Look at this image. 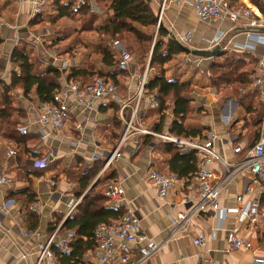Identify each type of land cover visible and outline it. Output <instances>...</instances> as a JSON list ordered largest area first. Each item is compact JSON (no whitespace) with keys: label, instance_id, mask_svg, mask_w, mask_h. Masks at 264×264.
Listing matches in <instances>:
<instances>
[{"label":"crops","instance_id":"1","mask_svg":"<svg viewBox=\"0 0 264 264\" xmlns=\"http://www.w3.org/2000/svg\"><path fill=\"white\" fill-rule=\"evenodd\" d=\"M9 1L13 4L14 13L6 11L0 18V38L3 40L0 46V85L10 84L12 73L16 69L11 63V56L17 45L24 41L36 47L38 54L45 62V67L51 65L65 72L63 88L66 87L69 72L82 66L83 52L86 48L83 46L76 49L72 55H61L57 50L58 46L50 47L61 36L48 26L32 23L38 15L34 12V1L36 0H23L22 4L18 0ZM45 1L47 2H45V7L51 4L50 0ZM229 1L233 6L251 9L255 15L264 14L252 0ZM258 1L264 8V0ZM150 3L158 18H162L165 27L175 35L179 42L183 43L184 37L190 33L192 39L189 46L198 50H207L217 45V37L221 36L220 44L224 43L223 55L232 53L246 55V68L254 67L253 74L264 64L263 44H254L253 49L241 51L248 42L249 35L264 37V31L246 32L245 29H249L247 25L242 23L233 25L230 21L202 22L198 19L190 2L177 5L173 0H150ZM96 7L93 4V10L96 11ZM100 16V21L95 24L93 31L81 33V37L88 40L91 45H97L100 42L98 29L105 15L101 12ZM78 24L79 27H76L69 36L71 39H76L78 30L81 29V23L78 22ZM69 41H63L61 44L64 45ZM112 45L118 53L121 49H125L119 41H114ZM174 59L169 62V65L167 64V78L180 83L189 82L194 87L190 117L199 120L200 124L208 129V135L210 133L216 135L218 141L214 146L215 150L226 163L235 165L241 161L238 160L239 156L235 148H243L244 140H240L248 135V128L245 126L247 119L253 115V112L264 109V87L258 90L247 88L242 91L240 89L238 93L233 92V87L230 85L215 88L209 84V69L213 63L211 59H199L189 64L183 58L184 62L180 63L186 68L194 69L190 73L183 70L186 68L181 69L179 62L175 64ZM101 67L102 64L99 62L97 68L101 69ZM128 74L124 78L127 97L123 98L120 95V102H116L120 107L118 112L110 108V101H99L91 110H85L75 103L72 96H69L67 102L72 111V117L60 130H54L50 126L43 127L36 123L41 107L36 96L31 95L25 98L21 89L13 91L15 98L13 107L26 113V119L20 121L19 126L29 123V136L35 140V143L30 142L28 146L41 153L46 162L61 161L67 166L74 163L76 159H82L85 166L90 167L94 164L93 157L100 158L102 154L112 155L118 149L126 131L121 114L129 119L136 105L135 99L140 83L144 77L147 81L149 79V66L145 68L144 73H140V68L138 66L136 68L132 59L129 63ZM247 95L248 104L242 106V100ZM140 108V124L152 131V125L158 123L160 117L154 116L151 124L146 125L142 117L150 107L145 99ZM167 115L166 125L168 127L174 118L171 110L167 112ZM115 118L120 121L121 130L115 129ZM261 125L257 126L258 131ZM40 131L47 136L45 141L40 137ZM115 132L117 137L114 135ZM162 134L168 133L166 131ZM138 135L131 136L123 144L114 162L104 174L116 172L117 179L114 183H119L125 191L124 207L134 211L141 223L143 235L148 240L161 244L159 252L147 264H196L200 251L208 253L215 264H254L253 258L264 260V223L257 226L241 225L239 228V236L252 243L253 251L245 249L230 253L227 251L229 233L236 228V214L233 212L238 208L236 198L245 191L249 178L248 172H241L233 183L222 190L220 207L224 214L223 219L220 218V214L213 212L205 213L197 219L202 226L205 221L210 225L209 230H204L206 246L197 247L194 245V235L191 237L172 235L173 218L178 211L184 209L181 205L183 197H188L194 203L198 201L196 179H180L167 200L159 199L157 189L149 181L148 175L153 168L167 174V167L161 161L153 145L144 146L139 140L136 145L135 138H138ZM4 141L5 149L0 143L1 165L9 164V174L13 178V184L0 187V264H39L41 246L46 245L57 228L63 225L67 219L69 205L77 200L75 184H70L58 169L48 171L42 178L33 180V188L38 198L36 214L40 217L37 228L39 237L26 236V233L32 231L30 228L32 222L28 217L25 199L23 197L13 198L9 195L28 188L30 181L19 175L16 160H8L6 157L7 148H16L15 144ZM24 158L27 159L30 167H34V161H40V159L28 156ZM100 160L103 159L100 158ZM210 168L217 175L223 173V168L218 163H213ZM259 197H261L260 188L255 185L253 193L245 196V201ZM262 205L264 206V198ZM4 206H6L5 210ZM108 207L110 208L109 205ZM60 215L63 219L54 230ZM61 237L62 234H59L56 239ZM85 263L122 264L118 255H115L110 262L103 263L97 250L87 256ZM41 264H52V262L50 258L45 257Z\"/></svg>","mask_w":264,"mask_h":264},{"label":"trees","instance_id":"2","mask_svg":"<svg viewBox=\"0 0 264 264\" xmlns=\"http://www.w3.org/2000/svg\"><path fill=\"white\" fill-rule=\"evenodd\" d=\"M93 1L106 5L105 18L98 29L99 44L91 45L88 40L81 37L82 32L93 31L95 24L99 22V18L91 13L90 6L82 4L83 6L81 5L78 8L77 13L80 15L81 10L85 9V11L82 12L81 17L79 16V19L81 18V29L78 30L76 39L69 37L75 29L73 28L66 35L58 33L61 37L50 45V47L58 46L57 50L61 55H72L74 50L83 46L86 48L83 53L82 66L79 69L70 71L67 81L87 87L92 85L98 78L105 81L109 80L116 86L119 97L121 95L126 98L127 90L124 78L129 75V68L127 71L119 69L122 60L121 54L114 49L112 43L114 41L124 42L123 40H126V37H132L135 39L137 47L129 55L131 60L137 61L135 65L140 68V73H144L146 60L150 62V76L144 87V95L158 94L159 106L147 109L144 117H142L143 122L149 125L153 117L158 115L160 120L152 125L153 132L162 134L167 131L169 135L178 138L195 141L206 140L208 129L202 126L199 120L190 117L193 102L190 91L191 84L189 82L170 81L167 78L166 65L172 58L184 52L169 37V31L163 21L158 27L159 18L151 6L150 0ZM252 1L264 12V8L258 0ZM45 8L42 13L35 17L32 23L33 25H48L53 30L59 23L58 20L70 19L74 16L76 3L74 0H55L52 5L50 4ZM6 11L14 13L13 4L9 0H0V18L4 16ZM88 13L89 18L86 15ZM157 27V39L153 43V32ZM151 29L152 33H148L147 30ZM69 39L71 40L69 41ZM63 41L69 42L62 45ZM2 44L3 40L0 38V46ZM145 46L148 47L145 49ZM99 62L102 64L101 69L97 68ZM212 62L209 69V84L213 87L221 88L230 85L233 87V92L236 93L240 89L244 91L250 87L254 67L246 68V55L237 53L222 55L212 59ZM11 63L16 67L12 73L11 82L9 85H0V140L4 139L15 144L16 151L18 150L15 158L18 173L22 178L25 177L30 181V186L21 191L10 193L9 197H23L25 199L28 217L32 222L31 232L37 231L40 217L30 211L32 205L38 203L37 193L33 188V180L42 178L48 171L60 170L70 184L74 183L76 185L75 196L77 200L81 199V201L73 213L64 221L58 233V235L62 234V237L59 238L62 239L68 232L75 231V239L69 245L70 251H62L56 246V243L52 244L51 251L60 264H86L87 256L97 250V239L95 237L97 228L102 224H114L121 218L122 213L109 208L108 199L101 194V189L114 182L117 179V174L116 172L103 174L94 183L105 164L103 160L95 162L90 167H86L82 159H76L70 166L61 161L47 162L44 168H35L28 165L25 156L41 160L43 155L28 146L30 142L35 143V140L29 134L23 135L18 132V126L21 125L20 121L26 119V113L13 107L15 99L13 91L21 89L25 98L31 95L36 96L41 106L53 105L55 95L63 88L65 72L51 65L45 67V62L38 54L36 47L24 41L20 42L14 49ZM247 98L248 95L243 98L242 106L248 104ZM110 103V108L118 112L120 107L117 103L114 101H110ZM170 110L174 119L167 127V112ZM114 120L115 129H120V121L116 118ZM263 121L264 109L253 112V115L247 119L245 126L248 128V135L240 141H246L248 146L243 147V151L238 154V160H242L247 151L258 141L260 133L257 126L261 125ZM114 135L117 137L116 132ZM137 140L141 141L144 146H154L161 157V161L167 167V174L177 175L179 179L184 180H192L196 177L199 169L197 151L181 150L175 144L164 142L151 135H141ZM62 219L63 216L60 215L55 224L56 226L53 228L54 230Z\"/></svg>","mask_w":264,"mask_h":264},{"label":"built area","instance_id":"3","mask_svg":"<svg viewBox=\"0 0 264 264\" xmlns=\"http://www.w3.org/2000/svg\"><path fill=\"white\" fill-rule=\"evenodd\" d=\"M20 4L23 0H18ZM45 0L34 1V12L39 14ZM177 5H182L190 2L195 10L198 19L205 23L213 21H230L233 25L245 24L249 28H264V14L255 15L254 12L245 7L233 6L229 0H173ZM78 9L75 8V12ZM162 18H159L158 27L161 24ZM192 35L189 33L183 39L185 46L190 45ZM222 37H217L218 44ZM216 42V43H217ZM263 44L264 37L258 35H249L248 42L242 47L241 51H246L254 48V44ZM118 45V43H116ZM121 62L119 69L127 71L131 56L125 49H121ZM196 58L190 57L186 59L189 64L196 62ZM147 83L144 77L140 83V88L136 95V105L129 117L126 119L121 114V120L125 123L126 131L122 137L118 149L112 155L102 154L101 159L105 164L98 174L100 178L112 165L119 150L123 144L135 135H151L164 142L175 144L181 150H195L199 157V169L196 174L198 201L192 202L188 197H183L181 205L184 207L176 213L173 218V236H193L194 245L197 247H205L206 239L204 230H209L210 225L205 221L204 226L199 224L197 219L205 213L220 214L223 219L224 214L220 207L221 192L228 185L233 183L241 172H248L249 178L245 191L242 195L236 198L238 208L233 212L236 214V228L229 233L227 251L234 252L240 249L253 251L251 242L246 241L239 236V228L241 225L257 226L264 223V206L262 199L264 198V122L259 129V139L255 145L250 148L245 157L236 163L230 165L226 163L220 154L215 150L214 146L218 138L214 133H210L204 141H195L192 139L178 138L169 134H157L153 131L145 129L140 124L139 108L142 101L147 102L151 108L159 106L158 94L144 95V87ZM264 87V64L259 67L256 73L251 76L250 90H258ZM72 96L75 103L85 110H91L99 101H114L120 102V97L117 93L116 86L111 81H105L101 78L95 80L90 86H82L75 82H67L66 87L62 88L54 97L53 105L41 106L37 114L36 123L40 126H50L54 130H60L71 120L72 111L69 107L67 99ZM125 107V106H124ZM30 124H25L18 127V132L25 135L29 134ZM40 137L45 141L46 135L40 131ZM136 145L138 144L135 138ZM245 147L248 146L246 141L243 142ZM243 151L242 147L235 148V152L240 154ZM15 149L7 148V159H15L17 156ZM98 156L92 158V162L100 160ZM45 158L40 161H34L35 168H44L46 165ZM213 163H218L223 168V173L217 175L210 168ZM149 181L157 189L159 199L165 201L168 199L172 189L180 182L177 175L164 174L156 168L150 170L148 175ZM13 178L9 174V164L4 163L0 166V187L11 186ZM260 188L261 197L253 200L245 201V196H250L254 191V186ZM54 186V184H52ZM76 187V185H75ZM101 194L108 199V205L116 212H120L121 218L114 224H102L95 233L97 239V251L101 255V261L108 263L111 259L118 255L122 264H147L150 259L156 255L161 249V244L148 240L143 235L141 223L133 210L124 207L125 191L119 183H110L101 189ZM81 199L76 200L68 207L67 217L73 213ZM4 210L6 206H4ZM30 210L34 213L38 211V204L32 205ZM59 226L46 245L41 246V254L39 264L43 262L45 257L50 258L52 264H60L55 254L51 251V246L56 243V246L62 251H70L69 245L75 239V231L68 232L62 239H56L60 228ZM198 232V233H197ZM26 236L35 235L39 237L37 231L29 232ZM136 249V251H134ZM254 264H264V260L253 258ZM196 264H215L208 253L200 251Z\"/></svg>","mask_w":264,"mask_h":264},{"label":"rangeland","instance_id":"4","mask_svg":"<svg viewBox=\"0 0 264 264\" xmlns=\"http://www.w3.org/2000/svg\"><path fill=\"white\" fill-rule=\"evenodd\" d=\"M55 0H50V2H51V5H52V3L54 2ZM65 1H72V0H65ZM93 0H74V2L76 3V8L78 9L82 4L84 5V4H88L89 6H90V11H92L91 13H93L96 17H98L99 18V21H100V18H101V16H100V13L102 12L103 13V15H105V13H106V5L105 4H103V3H100V4H98V3H96V2H92ZM47 3V2H46ZM95 4L97 7L95 8V9H97L96 11L95 10H93V4ZM50 5V4H49ZM82 5V6H83ZM51 7V6H50ZM45 8V3L42 5V7H41V12L40 13H42V10ZM85 11V9H83V10H81V16H82V12H84ZM78 12V11H77ZM77 12H75V9H74V16H72L70 19H65V20H58V22L59 23H57V25H56V27L55 28H53V31H55L56 33H61L62 35L64 34V35H66V34H68L73 28H76V27H79V24H78V22H80L81 21V18L79 19V16L80 15H78V13ZM87 16H88V18L90 17V15H89V13L88 14H86ZM80 16V17H81ZM103 20H104V18H103ZM103 20L101 21V23L103 22ZM45 26H48V25H45ZM81 26V25H80ZM49 27V26H48ZM157 29H158V27L155 29V31L153 32L154 34V36H153V43L156 41V39H157ZM65 30V32L63 33V31ZM147 32L148 33H152V29L151 30H147ZM124 42H121L122 43V45L125 47V50L128 52V53H132V50L134 49V48H136L137 47V44H135L136 43V41H135V39H133L132 37L131 38H129V37H126V40H123ZM126 45V46H125ZM148 47V46H147ZM146 46H145V49L147 48ZM62 49V48H61ZM84 53V52H83ZM178 56V57H177ZM177 56H175L174 58H172V59H174L175 60V64H177L178 62L180 63V62H184V61H186V59H189L190 57H192V56H190V55H187V54H180V55H177ZM184 58V59H183ZM184 61H183V60ZM137 62V61H136ZM135 62V63H136ZM187 62V61H186ZM149 61L148 60H146V67L145 68H148V66H149ZM170 63H168V65H169ZM168 65H166V68H167V66ZM178 66H179V64H178ZM136 68H137V65H136ZM180 68L181 69H183V68H186V67H184L183 65H182V63H180ZM183 70H185V71H187L188 73H190L191 72V70L193 71L194 69H189V68H186V69H183ZM188 70H190V71H188ZM152 73H155V72H152ZM195 73V72H194ZM190 91H191V94H193V91H195V89H194V87L193 86H191V88H190ZM4 140H0V143L2 144V148H4L5 149V146H3L4 145ZM9 147V146H8ZM12 149H15L16 150V148H12ZM18 151V150H17Z\"/></svg>","mask_w":264,"mask_h":264},{"label":"water","instance_id":"5","mask_svg":"<svg viewBox=\"0 0 264 264\" xmlns=\"http://www.w3.org/2000/svg\"><path fill=\"white\" fill-rule=\"evenodd\" d=\"M246 32H250V33H259L264 31V28H249V29H245ZM244 31V32H245ZM169 37L174 40V42L182 49V51L187 54V55H191L193 57L196 58H200V59H214L215 57H220L223 55V44L224 43H219L217 45H215L214 47H212L211 49H207V50H198V49H194L191 48L190 46H185L182 43H180L177 38L175 37V35L171 32H169ZM93 186V185H92ZM91 186V187H92ZM64 224V223H63Z\"/></svg>","mask_w":264,"mask_h":264}]
</instances>
